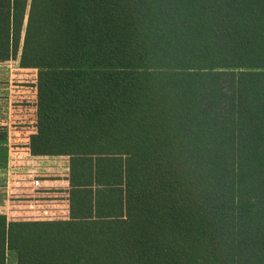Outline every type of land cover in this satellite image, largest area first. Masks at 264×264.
I'll use <instances>...</instances> for the list:
<instances>
[{"label":"trees","instance_id":"16d2710c","mask_svg":"<svg viewBox=\"0 0 264 264\" xmlns=\"http://www.w3.org/2000/svg\"><path fill=\"white\" fill-rule=\"evenodd\" d=\"M17 60L70 219L0 215V264H264V0H0Z\"/></svg>","mask_w":264,"mask_h":264},{"label":"crops","instance_id":"0c3cea01","mask_svg":"<svg viewBox=\"0 0 264 264\" xmlns=\"http://www.w3.org/2000/svg\"><path fill=\"white\" fill-rule=\"evenodd\" d=\"M23 81L25 85L18 86ZM37 111V70L20 68L18 60L0 64V132L6 134V140H0V150L6 152L5 164L0 165V215L8 221L50 219L44 213L70 218V158L34 156L30 151V138L37 133ZM33 180L39 181L37 188ZM14 202H25L23 213L30 217L11 215L22 213L19 205L10 210Z\"/></svg>","mask_w":264,"mask_h":264},{"label":"rangeland","instance_id":"374dc122","mask_svg":"<svg viewBox=\"0 0 264 264\" xmlns=\"http://www.w3.org/2000/svg\"><path fill=\"white\" fill-rule=\"evenodd\" d=\"M25 85V83H24V81L22 82V83H18V86H24ZM5 148H2L1 150H0V165H3V164H5V157H4V155H5ZM25 199H23L22 201H24ZM13 201H19V199L18 198H14L13 199ZM13 205L14 206H12L11 207V209L10 210H15L17 207H15V206H22V207H20V210H22V213H17V212H14L13 214H11V215H13L14 217H16L17 219H21L22 217H26V218H28V217H30V216H28V215H24V213H23V210L24 209H26L27 207H26V203L25 202H14L13 203ZM18 210V209H17ZM12 212V211H11ZM47 213H44V216H46L47 218H50V219H48V221H56V220H63V219H56V215H54V216H56V217H53L52 215H46ZM36 216V215H35ZM43 216V214L42 215H39V216H37V217H42ZM14 217H12V218H14ZM60 217V216H59ZM70 218H66V219H64V220H69ZM63 220V221H64ZM15 262H16V257H15V255H13V254H8V262H7V264H15Z\"/></svg>","mask_w":264,"mask_h":264},{"label":"built area","instance_id":"2783aa9c","mask_svg":"<svg viewBox=\"0 0 264 264\" xmlns=\"http://www.w3.org/2000/svg\"><path fill=\"white\" fill-rule=\"evenodd\" d=\"M32 185L37 188L39 186V181L38 180H33Z\"/></svg>","mask_w":264,"mask_h":264}]
</instances>
